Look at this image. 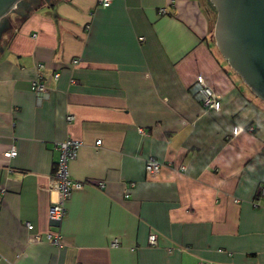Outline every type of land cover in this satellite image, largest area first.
I'll return each mask as SVG.
<instances>
[{"label": "crops", "instance_id": "crops-1", "mask_svg": "<svg viewBox=\"0 0 264 264\" xmlns=\"http://www.w3.org/2000/svg\"><path fill=\"white\" fill-rule=\"evenodd\" d=\"M32 2L0 37V264H264V102L218 51L210 0ZM198 77L219 110L192 96ZM69 139L83 185L54 225Z\"/></svg>", "mask_w": 264, "mask_h": 264}, {"label": "water", "instance_id": "water-1", "mask_svg": "<svg viewBox=\"0 0 264 264\" xmlns=\"http://www.w3.org/2000/svg\"><path fill=\"white\" fill-rule=\"evenodd\" d=\"M24 0H0V25L26 14ZM216 11L215 45L229 67L264 102V0H210Z\"/></svg>", "mask_w": 264, "mask_h": 264}, {"label": "built area", "instance_id": "built-area-1", "mask_svg": "<svg viewBox=\"0 0 264 264\" xmlns=\"http://www.w3.org/2000/svg\"><path fill=\"white\" fill-rule=\"evenodd\" d=\"M98 4L106 8L110 6L112 0H96ZM164 10H161L163 12ZM81 60L75 59L72 61V66L77 67L80 65ZM42 66H38V69H42ZM58 75H54V79L56 80ZM44 78L41 74H37L35 79L31 83V90L36 93V97L39 102L47 99L48 97V88L43 82ZM190 91L192 96L207 110H219V98L218 96L205 84L202 77H198L194 84L191 86ZM71 119V117H69ZM100 141L96 142V146H100ZM81 146V143L76 140H66L57 144V149L59 150V158L56 163V169L53 175V178L50 183V191L55 194V201L51 203L48 210V219L50 223L54 225H59L63 220L66 208L65 205L69 200L71 193L73 190L80 189L82 187V183L74 181L70 178L68 172V165L71 161H73L77 152ZM16 156L15 150H9L4 153L5 158H13ZM164 167L163 164L157 162L154 159H149L145 163V170L148 175H156L160 172V170ZM184 169L183 167L181 168ZM102 186V184H99ZM134 185L132 184L131 187ZM261 196H264V187H261L259 190ZM128 198V196H125ZM28 230H32L31 225H27ZM33 239L35 241H39V236L34 235ZM46 240L51 243L56 248H61V235L58 232H50L46 234ZM148 242L150 246L156 245V236L151 234L148 238ZM113 247L117 246V241L114 240L111 244ZM206 264V263H201Z\"/></svg>", "mask_w": 264, "mask_h": 264}, {"label": "flooded vegetation", "instance_id": "flooded-vegetation-1", "mask_svg": "<svg viewBox=\"0 0 264 264\" xmlns=\"http://www.w3.org/2000/svg\"><path fill=\"white\" fill-rule=\"evenodd\" d=\"M30 1H31V0H30ZM30 1H29V0H24V1H22V2L20 3V5H21L24 9L36 5V2H35V3H33V2L30 3ZM32 4H35V5H32Z\"/></svg>", "mask_w": 264, "mask_h": 264}, {"label": "rangeland", "instance_id": "rangeland-1", "mask_svg": "<svg viewBox=\"0 0 264 264\" xmlns=\"http://www.w3.org/2000/svg\"><path fill=\"white\" fill-rule=\"evenodd\" d=\"M7 20L8 19H6L5 21H4V23L2 24V25H0V37H1V35H2V33L6 30V28L8 27V25H7Z\"/></svg>", "mask_w": 264, "mask_h": 264}]
</instances>
